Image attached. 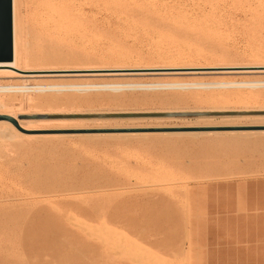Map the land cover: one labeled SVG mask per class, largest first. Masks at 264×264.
I'll list each match as a JSON object with an SVG mask.
<instances>
[{"label": "rangeland", "instance_id": "rangeland-1", "mask_svg": "<svg viewBox=\"0 0 264 264\" xmlns=\"http://www.w3.org/2000/svg\"><path fill=\"white\" fill-rule=\"evenodd\" d=\"M19 3L21 41L42 53L29 0ZM85 3L57 36L78 57L59 67L264 64V0ZM198 77L239 82L87 91L43 106L27 103L41 94H18L0 107V264H264V116L66 117L264 109L261 78ZM143 95L152 100L122 99Z\"/></svg>", "mask_w": 264, "mask_h": 264}, {"label": "bare ground", "instance_id": "bare-ground-1", "mask_svg": "<svg viewBox=\"0 0 264 264\" xmlns=\"http://www.w3.org/2000/svg\"><path fill=\"white\" fill-rule=\"evenodd\" d=\"M128 1H130V0H128ZM85 2H86V0H29V4H30L29 7H30L31 16L34 19V22L36 21L35 26L41 34V35H39V33H38L37 37L39 36L42 39L41 41H43V43H44V45L39 43V45L40 44L43 45V47H42L43 50L41 51L42 53L35 52L37 50V49H35V51L31 54L29 51H27L25 49V46L21 41V38H23V37H21L22 36L21 33L24 32V31H22L23 30V25H22L23 22L22 23L19 22V4L21 2L19 3V0H12L13 59L10 62H0V78L22 80L23 83L22 84H6V85L0 84V107L5 106V105H7L13 101L15 102L16 99L18 98L17 97L18 94L22 95V96H24V95L28 96L29 94H32V93L41 94V95H37L35 97L28 96L27 103L29 105L30 104L42 105V104H47V103H48L47 105H51L53 102H59L61 104L62 101H65V104H67L66 102H68V104H69L70 102H74L79 98V97H77L76 93L87 92V91H91V92H93V91L123 92V91H138V90H178V89L186 90V89L208 88L207 86H210L212 84H216L218 87L223 88L225 85L226 86L227 85L234 86L235 83L239 82V81H227L229 79H226V80L217 79L218 81H215V82H206L205 79H199V78H207V77H198V76L248 75V76H254L255 78H261L259 81L261 83H264V64H262V63L261 64L256 63V64H252V65H246V63H245V65H204L203 64V66H196V65H189L187 63L181 62V60L178 59L177 62L170 61V62L165 63L164 65L155 66V67H146V66L144 67L143 65L142 66H129L128 65V66H115V67H105V66L100 67L102 65H99V66L94 65L95 67L90 66V65L89 66H69L70 64L68 66L59 67L58 65H61L63 62L69 63L71 60L77 59V57H78L75 55H65V54L61 53L58 50L59 46L57 44V42H58L57 36L60 34V31H65L66 29H69L72 27V24H74L80 16V15H78L79 13L77 12L78 5H80V4L84 5ZM157 2H158V0H157ZM236 2H239V1H236ZM100 5H102V4H100ZM155 5H157V4H155ZM27 6H28V3H27ZM102 7H100V8L102 9ZM158 7H156V9ZM160 8H158V9L160 10ZM111 10H113V9H111ZM122 11H123V9H122ZM214 15H216V14H214ZM22 16H23V13H22ZM20 17H21V14H20ZM22 18H21V20H22ZM196 18H198V17H196ZM20 23H21V25H20ZM31 23H32V21H31ZM20 26H22L21 30H20ZM130 27H131V25H130ZM136 28L138 29V27H136ZM20 31H21V33H20ZM36 32H34V33H36ZM27 33L29 34L30 32L28 31ZM78 33H80V32H78ZM198 33L200 34V32H198ZM149 36H151V35H149ZM153 36H155V35H153ZM156 36H157V34H156ZM156 36H155V38H156ZM165 36H163V37H165ZM30 37H28V38H30ZM85 37H86V35H85ZM82 38H84V37H82ZM35 41L37 42V40H35ZM70 41L72 42V40H70ZM81 41H82V39H81ZM144 42H145V39H144ZM158 42H159V40H158ZM29 44L27 43V46L29 45L28 47H31V44H33V43H31L29 41ZM53 45H54V47H53ZM60 46H62V45H60ZM134 47H137V45L136 46L134 45ZM52 49L53 50L56 49L57 51L56 50L53 51ZM88 49L91 52V49L90 48H88ZM68 51H70V50H68ZM141 51H142V49H141ZM96 53H98V51H96ZM256 53L259 54L258 52H256ZM104 58H106V57H104ZM196 58H199V57L197 56ZM82 59L84 60V58H82ZM164 59H165V57H164ZM89 60H91V59H89ZM31 63H41L44 67L43 66L42 67L38 66L39 68L31 67L30 66ZM83 64H84V62H83ZM231 64H233V63H231ZM241 64H243V63H241ZM210 80H212V79H210ZM259 81H244V82L259 83ZM30 82H35V84L31 85ZM55 93L56 94H64V95L59 96V95H56ZM78 96H79V94H78ZM96 98H98V97H96ZM117 98H118V96L117 97H114V96L110 97L111 100L117 99ZM120 98H121V96L119 97V99ZM157 98H159V97H157V96L154 97V99H157ZM19 99H20V97H19ZM122 99H125V100H131V99L132 100H139L140 99V100H148V101L152 100V98L148 97V95L147 96L143 95V96H139L136 98L130 97V98H122ZM171 102H174V100L171 99ZM171 102H169V103H171ZM49 103H51V104H49ZM243 108H241V111H238V110L237 111L238 112H245V111L248 112L250 110H264V109H258V108L257 109H255V108L254 109L253 108L243 109ZM201 110L202 109H200V111ZM242 110H245V111H242ZM159 111H161V110H159ZM215 111H226V112H228L227 109H222V108L221 109L215 108L212 110H208V112H215ZM229 112H235V111H229ZM10 115L12 117L15 116V115L13 116L12 114H10ZM0 125H1V122H0ZM0 132H2V131H0ZM8 132H10V131H8ZM4 133L5 132L3 131V134ZM6 133H7V131H6ZM256 133H257V131H256ZM3 134L2 135L0 134V135L3 136ZM8 134H7V136H8ZM24 198L26 199V197H24Z\"/></svg>", "mask_w": 264, "mask_h": 264}, {"label": "water", "instance_id": "water-1", "mask_svg": "<svg viewBox=\"0 0 264 264\" xmlns=\"http://www.w3.org/2000/svg\"><path fill=\"white\" fill-rule=\"evenodd\" d=\"M13 59V13L12 0H0V62ZM264 116V111L248 112H166V113H128V114H84L66 117L80 118H160V117H247Z\"/></svg>", "mask_w": 264, "mask_h": 264}]
</instances>
